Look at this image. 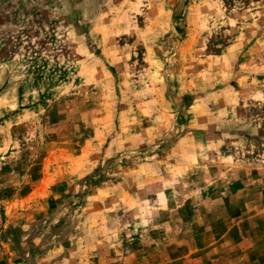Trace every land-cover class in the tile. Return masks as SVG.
I'll return each mask as SVG.
<instances>
[{
	"label": "rangeland",
	"instance_id": "374dc122",
	"mask_svg": "<svg viewBox=\"0 0 264 264\" xmlns=\"http://www.w3.org/2000/svg\"><path fill=\"white\" fill-rule=\"evenodd\" d=\"M0 264H264V0H0Z\"/></svg>",
	"mask_w": 264,
	"mask_h": 264
}]
</instances>
